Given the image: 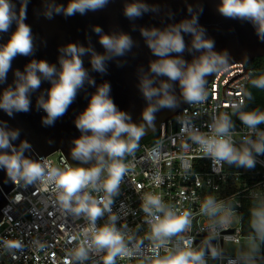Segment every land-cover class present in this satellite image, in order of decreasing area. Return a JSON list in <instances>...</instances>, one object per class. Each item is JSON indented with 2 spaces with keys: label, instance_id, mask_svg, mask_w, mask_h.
Masks as SVG:
<instances>
[{
  "label": "clouds",
  "instance_id": "9594fccd",
  "mask_svg": "<svg viewBox=\"0 0 264 264\" xmlns=\"http://www.w3.org/2000/svg\"><path fill=\"white\" fill-rule=\"evenodd\" d=\"M29 0H20L19 13L13 0H0V33L8 32L16 24L6 43L0 44V84L7 82V74L12 71V61L19 56H32L35 51L31 27L24 21ZM111 0H68L58 4L55 0H45L44 16L70 17L86 15L105 9ZM220 15L228 19L250 23L259 40L264 42V0H220L217 5ZM159 9L145 0H126L123 15L129 21L142 18L146 13H156ZM188 18L164 28L142 27L140 34L156 59L149 62L148 71L141 70L139 89L146 102L141 113V122L135 123L129 113L120 110L110 93L107 81L97 85L94 77L84 66L83 57L89 56L91 69L105 74L107 64L123 57L133 47L134 41L125 32L105 33L96 25L93 31L104 51L96 52L91 47L68 43L59 49V67L46 60L32 59L21 71H14L13 84L0 92V110L9 117L15 113L31 110V95L40 89L43 81L50 87L37 96L36 107L42 109L44 126H53L64 116L85 85L95 87L86 108L75 118L74 124L81 133L72 141L70 155L78 165L55 166L44 157L34 159L26 153L32 151L27 140H20V130L10 128L6 121H0V170L14 184L24 188L45 186L51 189L54 203L63 215L82 217L87 221L80 232V242L67 258L83 261L91 252H104L103 264H115L116 259L132 258L133 251L128 246L126 235L117 229L115 214L109 215V222L97 226L96 221L105 212L111 213L113 198L118 195L123 178L129 171L128 157H134L140 140L155 128L156 113L162 109L176 110L181 103L202 105L209 97L208 77L227 70L231 56L227 50L215 51V41L208 37L206 29L199 24L203 9H187ZM171 13L169 16L171 17ZM135 26L133 25V28ZM185 35L191 37L190 43ZM188 52L193 55L189 62L183 58ZM199 53V55H195ZM118 66H122L119 65ZM164 78V79H161ZM253 88L264 91V74L250 79ZM179 87V97L176 86ZM253 99L250 91L243 92V98L231 104V114H213L203 132L195 126H182L181 132L195 145L203 158L229 166L251 170L258 156H264V111L245 110L247 101ZM235 116L246 129L239 142ZM162 143L157 142L150 152L162 154ZM185 172L190 170L187 158L180 156ZM87 165V166H84ZM160 183L159 176L154 177ZM103 195H100V194ZM19 200V197H17ZM141 209L149 231L144 238L152 243L150 264H207L208 258L223 256L220 249L211 246L219 232L229 226L236 215L231 203L218 200L214 195H206L199 207V214L208 220V237L204 247H195L191 237L193 213L178 209L166 203L163 196L146 192L142 196ZM251 240L255 247L249 248L245 264L255 259L259 244H264V195L256 193L249 208ZM173 238L176 242L173 243ZM76 240V237H72ZM140 242H137V245ZM0 245L8 253L23 248L20 239L0 238ZM163 248L164 254L159 250ZM143 264V262H141Z\"/></svg>",
  "mask_w": 264,
  "mask_h": 264
},
{
  "label": "built area",
  "instance_id": "2783aa9c",
  "mask_svg": "<svg viewBox=\"0 0 264 264\" xmlns=\"http://www.w3.org/2000/svg\"><path fill=\"white\" fill-rule=\"evenodd\" d=\"M260 59L257 67L250 65L251 62H237L215 75L207 85L210 94L204 104H187L175 119L160 125L155 142L140 143L135 156L127 158L129 171L123 178L118 195L113 198L111 213L105 212L96 221L98 227L103 226L109 222V215L115 214L117 229L130 238L128 246L133 251V257L117 258L115 264H150L152 243L144 238L149 228L141 209L142 196L146 192L161 194L166 203L178 209L191 210V231L185 235L191 237L195 247H204L209 234L208 220L199 214L204 197L214 195L218 200L231 203L239 223L232 226V222L211 241L214 242L213 247L222 251L223 256L208 258L207 264H243V258L230 256L223 250V245L246 238L242 233L241 209L244 201L253 200L254 194L264 195V156L257 157V163L251 170L217 163L203 158L197 147L188 140L187 134L181 132V128L195 126L207 132L213 114H231V104L243 98L250 79L264 74V57ZM260 99L259 108L249 105L247 101L245 110L264 111V91H261ZM233 120L237 132L234 139L239 142L246 129L235 116ZM260 128L264 129V125H260ZM157 142L163 145L159 156L150 152ZM57 152V165L51 158L52 154L42 157L55 166L71 165L60 151ZM181 155L187 158L190 166L188 172L182 168ZM156 176L162 182L156 183ZM5 196L9 201L1 209L0 238L20 239L24 246L13 255L0 245V264H68L67 258L80 242V232L87 221L82 217L63 215L54 203L51 189L45 190V186L24 188L15 184ZM72 237H76V240H72ZM138 241L140 243L137 245ZM175 242L176 238H173ZM159 252L163 255V248ZM103 255V251L91 252L83 264H103ZM72 264L81 262L73 260Z\"/></svg>",
  "mask_w": 264,
  "mask_h": 264
},
{
  "label": "water",
  "instance_id": "95a60500",
  "mask_svg": "<svg viewBox=\"0 0 264 264\" xmlns=\"http://www.w3.org/2000/svg\"><path fill=\"white\" fill-rule=\"evenodd\" d=\"M58 4H67L68 0H55ZM126 0H111L108 6L97 12H88L86 15H74L65 17L64 15H54L48 19L44 16L45 0H29L27 4L26 20L34 36L35 51L32 56H17L12 61V71L7 74V82L0 84V92L13 84L14 71L24 70V66L32 59H43L50 64L59 67V49L68 43H77L93 48L96 52L102 53L104 49L99 44L98 37L93 31V26H100L105 33L125 32L134 41L133 47L123 57H118L107 64V72L100 74L92 71L89 56L83 57L84 66L94 77L96 84L105 81L111 85V97L117 107L130 114L132 121L141 122V113L145 107V100L139 89V76L141 70L148 71L149 62L156 57L153 56L140 34L142 27L164 28L170 24L178 23L189 17L187 9L201 8L199 24L206 29L208 37L215 41V51L227 50L231 56V64L242 62L244 64L252 62L254 59L264 57V42L258 39L253 26L248 22L228 19L219 14L217 5L220 0H145L149 5H155L159 11L156 13H146L142 18L129 21L123 15V8ZM16 11L19 13L20 0H13ZM171 13V17L169 16ZM133 25L135 26L133 28ZM16 24L13 23L8 32L0 33V44H4L9 39L11 33L15 31ZM185 41L190 43L191 37L185 35ZM199 55V53H195ZM183 58L191 61L192 54L185 52ZM122 65V66H118ZM214 75L208 77V83ZM164 79V78H161ZM48 81H43L41 87L31 95L32 107L27 113H15L9 117L0 110V121H6L8 126L20 130V140H27L32 145V151L26 153L34 159L46 157L54 152L60 151L67 161L76 166L80 162L71 158L70 150L74 138L80 136V132L75 127V118L87 106L90 95L95 92V87L85 85L75 101L70 105L66 114L55 121L53 126H44L42 117L46 115L42 109H37L36 99L41 93L45 94L50 87ZM176 95L179 97V87L176 86ZM187 104L181 103L176 110L162 109L156 113L155 128L149 130L145 136L157 132L162 123L175 119L178 112ZM142 138V139H143ZM140 140V142L142 141ZM87 166V165H84ZM15 186L0 170V220L3 217L2 207L9 201L5 196ZM214 242H211L213 247Z\"/></svg>",
  "mask_w": 264,
  "mask_h": 264
},
{
  "label": "trees",
  "instance_id": "16d2710c",
  "mask_svg": "<svg viewBox=\"0 0 264 264\" xmlns=\"http://www.w3.org/2000/svg\"><path fill=\"white\" fill-rule=\"evenodd\" d=\"M261 59H254L250 65L257 67L260 63ZM247 91L252 93L253 99L248 101L249 105L256 106L257 108L261 105V90L253 88L251 83L249 84ZM159 133L155 132L148 137L142 139L140 143L151 144L158 139ZM252 204V200H246L243 202L242 206V233L245 237L251 236V229L249 227V208ZM245 264V261L243 262ZM249 264H264V244H261V254L259 257L255 258L253 261L249 262Z\"/></svg>",
  "mask_w": 264,
  "mask_h": 264
},
{
  "label": "rangeland",
  "instance_id": "374dc122",
  "mask_svg": "<svg viewBox=\"0 0 264 264\" xmlns=\"http://www.w3.org/2000/svg\"><path fill=\"white\" fill-rule=\"evenodd\" d=\"M59 153L54 152L51 156V158L54 161V164L57 165ZM239 223L238 217L235 216L233 219L232 226H237ZM255 247L251 240V236L242 238L239 242H227L223 245V250L227 251L230 256L243 258L246 256L249 248ZM261 254V244H259V251L255 253V258L259 257ZM245 259L243 260V262Z\"/></svg>",
  "mask_w": 264,
  "mask_h": 264
}]
</instances>
